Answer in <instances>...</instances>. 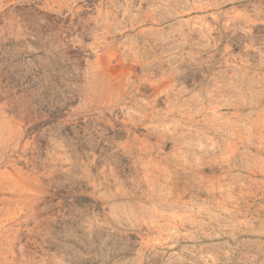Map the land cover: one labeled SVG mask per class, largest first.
<instances>
[{"label": "rangeland", "instance_id": "1", "mask_svg": "<svg viewBox=\"0 0 264 264\" xmlns=\"http://www.w3.org/2000/svg\"><path fill=\"white\" fill-rule=\"evenodd\" d=\"M0 264H264V0H0Z\"/></svg>", "mask_w": 264, "mask_h": 264}]
</instances>
